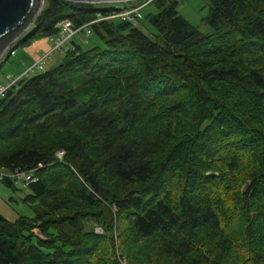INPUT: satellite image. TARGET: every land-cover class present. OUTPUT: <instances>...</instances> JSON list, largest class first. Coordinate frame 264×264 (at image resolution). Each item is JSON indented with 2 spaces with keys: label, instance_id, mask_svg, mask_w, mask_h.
I'll use <instances>...</instances> for the list:
<instances>
[{
  "label": "trees",
  "instance_id": "1",
  "mask_svg": "<svg viewBox=\"0 0 264 264\" xmlns=\"http://www.w3.org/2000/svg\"><path fill=\"white\" fill-rule=\"evenodd\" d=\"M149 6L0 97V168L36 178L0 264H264V0H209L208 34ZM116 9L45 0L20 44Z\"/></svg>",
  "mask_w": 264,
  "mask_h": 264
},
{
  "label": "rangeland",
  "instance_id": "2",
  "mask_svg": "<svg viewBox=\"0 0 264 264\" xmlns=\"http://www.w3.org/2000/svg\"><path fill=\"white\" fill-rule=\"evenodd\" d=\"M177 1H178L179 13L190 24H192L194 27H196L199 31H201L204 34H208L212 32V29L206 20V18L209 15V0H177ZM117 2H120V1H117ZM85 3H88V2H85ZM44 5H45V0H41L40 9L33 19H35L38 16V14L41 13V11L44 8ZM108 5L109 4H105L103 2L95 3L96 8H103V7L105 8V7H108ZM150 10H151V6L143 8L141 10L143 14V18L140 19L137 25L141 31H143L146 35H149V36L154 32V29L152 28L147 18L145 17V15ZM117 20L118 19H116V23L118 22ZM32 30H33V27H30L29 29L22 31L18 36L15 37L16 39L14 38L15 40L13 39L14 41L12 40L13 42L11 41L12 43L9 47L14 48V50L17 52L15 56L13 55L9 56V50L7 49V46L9 44L6 46V48L1 53L0 55L1 56L0 58V82L4 86L11 84L14 81L12 80L13 78L21 76L23 72L25 71V69L30 65V64L28 65V62H29L28 58L30 54L29 52L25 51L24 46H22L20 42L26 36H28ZM41 38H46L50 44V48H52V40L50 39V36H37L35 38L30 39L27 45ZM74 40L80 43L81 47L84 49L90 48L91 46H93V44L99 43V41L97 40V37L94 34H91L90 36L84 38L83 32L75 35ZM73 46L74 44H72V47ZM44 52H47V51L40 52L37 58L32 63H34L38 59V57H40L42 53ZM61 55H64V53H62ZM56 64L57 63H54L53 65H56ZM38 73H39L38 71L31 72L28 75H25L22 79L27 80ZM7 77H10V78H7ZM16 187L17 189L15 190L10 189L4 186L2 182L0 181V214L4 216L5 218H7L8 220H14L20 215H25V216L33 215V211L31 207L22 202V198L27 193L26 187L19 182L16 183ZM87 228H90V226H87ZM94 229L97 232H101V227L99 226H95ZM113 237H114V242L115 243L118 242L116 233H113ZM114 252H115L114 254L115 257H118L117 259L118 260L120 259V262L122 264H126L125 259H123L121 255L119 256V250L117 246L115 247Z\"/></svg>",
  "mask_w": 264,
  "mask_h": 264
},
{
  "label": "built area",
  "instance_id": "3",
  "mask_svg": "<svg viewBox=\"0 0 264 264\" xmlns=\"http://www.w3.org/2000/svg\"><path fill=\"white\" fill-rule=\"evenodd\" d=\"M137 1L139 3L136 6L120 7L117 8L115 11L106 14L97 13L94 19L78 27L73 26L72 22L67 18L57 21L55 23V28L57 31L53 35H50V39L52 40V48H50L49 51L42 53V55L38 57V59L34 63L30 64L25 69V71L21 76L13 78L12 80L14 81L11 84L0 86V97H2L6 93L7 88H9L12 85H15V83L21 77H24L25 75H28L29 73L34 71H43L45 69V62L50 57L51 52L53 51L65 52L71 49L72 40L75 35L83 32L86 37L89 36L91 34L90 26L93 25L94 23L101 20L119 19L121 21L128 22L133 26H137L140 19L143 17V14L141 12L142 8L145 7L147 4H149L152 0H137ZM32 25H34V19L33 22L30 24V26ZM11 54H13V52H11ZM57 155L61 157L63 155V151H59ZM4 177L10 178L15 184L19 182L24 186L36 180L32 171L15 169L12 172H7L0 168V179Z\"/></svg>",
  "mask_w": 264,
  "mask_h": 264
},
{
  "label": "water",
  "instance_id": "4",
  "mask_svg": "<svg viewBox=\"0 0 264 264\" xmlns=\"http://www.w3.org/2000/svg\"><path fill=\"white\" fill-rule=\"evenodd\" d=\"M81 1L84 3H96L126 0ZM40 6L41 0H0V55L16 36L30 26Z\"/></svg>",
  "mask_w": 264,
  "mask_h": 264
},
{
  "label": "crops",
  "instance_id": "5",
  "mask_svg": "<svg viewBox=\"0 0 264 264\" xmlns=\"http://www.w3.org/2000/svg\"><path fill=\"white\" fill-rule=\"evenodd\" d=\"M103 3L109 4L108 7H119L120 8V7L136 6L138 4V1L126 0V1H120V2L116 1V3H115V1L114 2L113 1H104ZM112 4H114V5H112ZM84 38H85V36H84ZM74 43L81 47L80 43H78L77 41L74 40ZM24 49H25V51L29 52V54H30L29 58H28V61H29L28 65H29L37 58V56L39 55L40 52L50 50V44L46 38H41V39L33 41L29 45L24 46ZM8 50H9V56L10 55L15 56L17 53L14 50V48L9 47ZM11 51H13V54L10 53ZM61 54H62V52H59V51L51 52L50 57L45 62V66L49 68V67L53 66L54 63H59L63 58V55H61ZM52 61H54V62H52ZM13 65H15V64H13ZM0 85L2 86L3 84L0 82Z\"/></svg>",
  "mask_w": 264,
  "mask_h": 264
}]
</instances>
